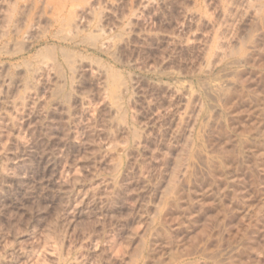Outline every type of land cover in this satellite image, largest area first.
<instances>
[{
    "label": "rangeland",
    "instance_id": "1",
    "mask_svg": "<svg viewBox=\"0 0 264 264\" xmlns=\"http://www.w3.org/2000/svg\"><path fill=\"white\" fill-rule=\"evenodd\" d=\"M0 264H264V0H0Z\"/></svg>",
    "mask_w": 264,
    "mask_h": 264
},
{
    "label": "bare ground",
    "instance_id": "2",
    "mask_svg": "<svg viewBox=\"0 0 264 264\" xmlns=\"http://www.w3.org/2000/svg\"><path fill=\"white\" fill-rule=\"evenodd\" d=\"M219 86V85H218ZM217 87V86H216Z\"/></svg>",
    "mask_w": 264,
    "mask_h": 264
}]
</instances>
